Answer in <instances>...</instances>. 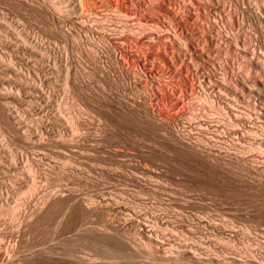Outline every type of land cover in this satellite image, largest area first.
<instances>
[{
    "label": "rangeland",
    "instance_id": "374dc122",
    "mask_svg": "<svg viewBox=\"0 0 264 264\" xmlns=\"http://www.w3.org/2000/svg\"><path fill=\"white\" fill-rule=\"evenodd\" d=\"M41 1L43 2V4H45V2H49V0H47V1L46 0H44V1L43 0H38V1H36V0H0V38L2 37V39H0V52L3 54L4 50L7 51L8 49H10L9 43L6 42L4 40V38H6V39L10 38V40L12 38L13 40H15V39L17 40L18 39V37H17L18 33H16V32H18L19 30L20 31L23 30V31L28 32L29 35H31V37L37 36V38L44 39V44L45 45L47 44L48 46L51 45V47L56 49L55 50L56 52H59L60 50L62 51L65 48L64 46L69 47L68 48L69 59H70L69 60V67H70L69 70L72 71L71 72L72 75L70 74V76H73L74 72L77 73V75L79 76L78 77L79 81L77 80V83L74 84L72 81H70V82H67V83H70L67 85V83H65L66 80L65 81L63 80V79H66V78H64L65 77L64 71H66V68L64 65H66V63H64V64L58 63V66L60 65L61 69L59 70L60 72L54 71L56 74L52 73L53 75L52 74L50 75V72L47 71V75H50V76H47L45 74L46 69H45V67H43V69H42L40 67L41 65L39 64V62H37L36 64L31 63V67L32 68L38 67L39 70L42 71L41 76H43V78L45 75H46L45 77L50 78V80L53 84V87L55 89L51 85L52 88L49 87V90H51V89L55 90L54 93L58 97L56 95L54 96V99H55L54 102H55V104L58 103L60 105V106L59 105L58 106L62 108V109L60 108L61 114H64L65 115L64 117L67 120H71L72 118H75L72 120L77 121L78 125L82 126V127L81 126L79 127L80 131H79V134H77L78 135L77 138H79V139H77L76 142L73 141L72 144L73 145L78 144V148H83V147L86 148L87 155L86 154H85L86 156L84 155L85 159H84V156L81 154H80V156H78L79 154H75L76 156L73 155L72 156L73 160L75 158L74 161L77 162L79 165L73 166V168L71 167V169L67 168V170H65V168L63 167L64 164H62V163H63V159H65L64 157H67V153L65 154V153L61 152V149L63 150L65 148H67L69 146L68 144H71V143H69V142H68V144L66 143L67 147H65L66 146L65 143H64V145H62L63 142H60L62 144H59V142L58 143L55 142V144H53L54 142H50L49 144H47V142H49L48 139L45 140L46 143L45 142H44V144L42 143L43 145L31 143L28 140L25 141V139H27V138H25L24 134L26 133L27 130L25 128V130H26L25 131L24 127H26L28 125V124L27 125H25V124L27 121L30 122L29 119L36 118V115H37L36 112L38 109L37 105H35V107L30 106L31 108L34 109V110L33 109L31 110V108H30V110H31L30 111V110H28L29 106L25 105L21 100L18 101L17 99H12V98H15L12 95H5V96L0 95L1 96V98H0V129H1V131H4L3 132L4 135L2 136L4 139L2 137H0V139L3 140V142L5 141L4 145L1 144V141H0V158H2L4 160L3 161L4 163L9 164L8 161L10 159L9 158L10 154L12 153V154H15V156H17L15 158L16 161H15V163H13V167H12L14 169V171H13L14 173H15V170L17 169L16 170L17 173L22 172L24 174L25 173L24 168H27L30 165V163H32L31 165L34 166L35 168H37V171H38V173L36 175V177L38 179V180L36 179L38 181V182H36V183H38V185L36 184L37 188H36V190L34 189L32 191V193L30 192V194H27V195H24L23 193L28 188V186L25 185V183L30 184V183H32L31 181H33L31 175H26L27 174L26 173L24 175V179L26 180V182L24 184H19V183H23L24 180H21L20 177H16V175L14 176V173H10V174L5 173L4 174V175L8 174V176L12 177V179H9V180H7V178L4 179L5 182H3V183L6 184V182H7L9 188H8V190L6 188L5 189L0 188V195L1 194L3 195L4 193H5L4 196L6 194H7V196L9 195L8 196L9 197V200H8L9 203H15L16 204L18 202L17 204L19 205V210L17 211L16 215H12L10 213L9 214H0L1 215L0 216V256H1L0 264H61V263L62 264H64V263L65 264H75V263L76 264H89L92 261L93 257L94 258L96 257V259H97V257L98 258L100 257V259H98V261L99 260L104 261L103 258L105 257L104 255L106 253L104 254L103 252L106 250H110L109 246L112 245V242L110 240L102 238L103 234L95 231L96 229L94 227L91 228L92 226L96 225V222L101 221L102 218H103V220L111 221L112 225H114L118 229L119 232L121 231L120 233H123V235L125 237L128 236L126 238L127 241H131V243H132V241H133V243L136 242L134 244V245H136V247L140 243V240H138V238L136 236H134V237L137 238V240L133 237V235H134L133 232L126 233L127 232L126 228H128V227H126L127 226L126 224H122V225L117 224L116 225V222L113 221V217L111 215H106L107 213H105L104 211H102L103 213L101 211L94 212V214L91 217L92 219L91 218L86 219V221L89 220V222L81 227L82 222H83V220H81L82 215H80L79 213H76L77 209L74 210L77 207V205H80V204H78V202L74 203V207H73V205H72V207L70 205L65 211L63 210L65 213L63 211H61L62 209L59 210V208H55L56 206L53 207L54 209H52L50 206L51 203L53 201L55 203L57 200L56 197L59 196V195L57 196V194L54 195L55 194L54 190L58 186L61 187L62 189L67 188V186L71 187V188H75L76 191L78 190L77 192H79V191L88 192L89 191L92 193H96V192L101 193L104 190H105V192H107L110 189L114 188L116 190V192L118 190V193L119 192H122V194L124 193L123 195L125 196L127 201L131 203V205H133L135 207H139V208L142 207L141 209L150 210L151 212H153V215L155 216V218L157 217L156 218V219H158L157 221L160 220L161 225L165 224V226L168 225L169 228H174L176 233H175V236H173V238L181 246H183V244L185 243V241L181 240V239L184 236L183 234L186 233L187 238L190 237L187 239L188 242H189V240H191L190 241L191 243H189V244L197 247L196 249H198L197 250L198 253L202 257L205 258L206 262H209L207 264H212V263L213 264H234L231 262L233 260H238L239 263L243 264L244 259L247 258V255H246L247 250H249L250 253L252 252L251 254H253V252H254L253 256L258 258V260H262V257L264 259V162L262 161L263 159L259 156V154L256 151H254V149L248 148V146H247L248 142H246L245 139L244 140H238L237 139L238 137H236V134L232 133L231 130L228 128L225 129V127L223 125L221 126L220 125L221 123H218L217 121L213 122V124H214L213 126H215L216 122H217V125L220 126V127H218L219 129L216 128L217 126H215L214 129L212 128L213 126H211V127L208 126V128H205L206 127L205 126V127H203L204 130H202V128H200L198 125H195L194 120H192L190 118V116H191L190 112H191V109L193 107H194V109L201 107L202 103H200V101L198 99H196L195 95H193V94L190 95L191 93L190 94L188 93L183 97L179 96L181 100L183 99L182 100L183 105H181L183 108L179 111V113L177 112L178 114L176 112H173L177 115L175 120L169 121V123H168V121L165 122V121L161 120V118H158L159 117L158 113H157L158 116L152 115V113H150L148 111V108H143L146 106L143 105L144 104L143 98H145V96L143 94L144 92H141L143 89L140 88V87H143L142 83H146V82L148 83V81L150 80L149 81L150 84L148 83V86L151 85V87H150L151 91L149 90L150 94L156 92L155 94L158 95V96L154 95V94H153L154 96L152 95L153 96V102H155L153 104H155L159 108V103L161 105L160 93L158 92V91H160V89L158 88L160 85V82L161 83L164 81L167 83L170 82V84L168 86L173 87L170 89L177 91V89L180 88L179 87L180 84L178 85L180 80L178 78L173 77L171 74H168L166 72L167 70L164 71V73L166 72L165 74L161 73V72L160 73L157 72V70L153 67L154 63L156 62V59L153 57L149 58V60L147 59L146 62L143 61V62H145V65L147 67L146 70L148 69L147 71L145 70V67L143 66L144 64L142 63V64H140L143 66L142 68H140L141 67L140 65H139V67H137L138 70L136 71V73L138 75L135 73V75H132L133 77L129 78L131 75H128L127 73H125V71H123V69L121 70L120 66H119L120 68L117 67L118 63L117 62L115 63L116 60L114 58L111 59L112 57L109 54L110 52H109L108 48L105 46H104V49H103V47H101L102 49H100L98 51L96 63L94 61V64H93L92 63L93 60L92 59L90 60V57L88 54L89 47L91 45H90L89 40L86 39L85 35L78 29V27H76V28L79 31L76 28L70 29L74 33L75 32L80 33V34L75 33L78 36V38H80L79 39L80 49H79V47L74 48L71 41H69L70 39L65 38V36L62 34V32H60V29L57 28L58 25L55 23L53 24L51 22L52 17L50 16L51 15L50 12H48L44 7L41 8V6H43ZM52 1H54V0H52ZM56 1H59V0H56ZM145 1L147 3L148 0H143V4ZM220 1L218 3H220ZM222 1H224V0H222ZM222 1H221V3H222ZM248 1L249 0H243V4L241 3L242 2L241 0L240 1L239 0H225L223 2V4L220 3L221 5H219V6L221 8V13L223 15L222 20H220L221 21L220 26H223V29L227 28V29H224V31L225 32L229 31V34L231 32L232 36H233V34H234V37H236L235 34L238 35L237 37H239V38L237 40L240 39L239 44H241L240 45L241 47L239 46L240 47L239 50L240 49L243 50L245 48V49H248L250 52L252 50V53H256V51H257V53L255 55H257L259 53L258 55L261 57L260 59L261 60L263 59L262 61L264 62V58H263L264 57L263 56V54H264V33H263L264 32V14H263L264 13L263 12L264 7L262 5H258V6L262 7V8L261 7L259 8V7H257V5L255 6V4L254 5L251 4V3H254V1H252L251 3H250V1L249 2ZM225 2H226V4H225ZM236 2H238V3L236 4ZM249 3L252 5L253 8H251V5H249ZM174 5H175V7H174ZM172 7H174V10H175L177 5L173 4ZM245 7H246V9H245ZM256 7H257V9H256ZM193 8H196V7L193 6ZM230 8H231V10H230ZM222 9L223 10L225 9V11H223ZM258 9H260V10H258ZM178 10L180 11L179 7H177L176 11H178ZM254 10L256 11V13ZM201 11H203V10H201ZM226 11H228V12H226ZM238 11H244V13L245 14L247 13L246 15H248V16H245L244 19L240 18L241 20L238 21V19L235 16L238 14ZM223 12H225V13H223ZM154 13L156 14V12H154ZM227 15H228V17H227ZM126 18H127V16H126ZM232 18L234 21L232 20ZM166 19L167 18H165L164 23L167 25L168 28L172 29L175 27L172 30L169 29L171 31L170 35L173 36V34H175L174 30H176L177 28L173 23H172L173 25H170L171 21L169 19L168 20H166ZM199 19L200 18H197V20H199ZM225 19H226V21H225ZM137 20H136V22H138V23H136V25L138 24L139 26L137 25L136 28L139 27V29H140V27H141V29H140L141 35L143 33H144L143 35H145V33L147 32L146 28L147 29L150 28V30H151V27L152 28L156 27L153 25L151 26L150 23L146 24L145 21L142 22L143 24L140 23L138 17H137ZM238 22H241V23L239 24ZM222 23H223V25H222ZM230 23H232V25ZM148 24H150V25H148ZM224 24H226V25H224ZM233 24H235V25H233ZM56 25H57V27H56ZM70 25L71 24H67V25L65 24V26H67V28H73V26L71 25L72 26L71 27ZM237 25H238V27H237ZM234 26H235V28H233ZM139 29H138V31L136 29L137 34H139L138 32H140ZM229 29L230 30L232 29V31H230ZM234 29H235V33H232L234 31ZM240 29H242V30H240ZM74 30H76V31H74ZM237 30H238V32H236ZM142 31H143V33H142ZM170 31H169V33H170ZM13 34H15V35L12 36ZM240 34H241V36H240ZM7 36H8V38H7ZM252 36H253V38H251ZM13 37H17V38L14 39ZM248 39H249V41H248ZM170 40H171V42H170ZM170 40H167V42H169V43L174 42V43H172V45L174 44V46H176V47H174V50L176 48H180V46L182 47L181 49H183V51L181 49H178L180 51H177V49H176L175 53L178 54L180 52L179 53V56H180L182 52H184V51L186 52V48H184V46H185L184 42L185 41H181L183 39L179 38L178 35H176V36L174 35V37H171ZM245 40H246V42H245ZM250 40H252V41H250ZM196 42H198V41H195V43ZM243 42L248 43V45L244 44ZM198 43H201V42H198ZM198 43H196V44L198 45ZM222 43H220V45L218 44V47H220L221 50L223 51L224 49H226V47L221 45ZM252 43H253V45H252ZM56 44H57V46H56ZM63 44H65V45H63ZM88 45H90V46H88ZM199 45H198L199 49H200V47L203 49L204 46H202V45L199 46ZM73 48L78 50V51L74 50ZM143 48H144L143 49L144 51L142 50V52H144V53H143V55L141 54L142 57H144L145 51H147L149 49V48L144 47V46H143ZM220 48H218L220 52L217 51V53L215 54V56H217V57L214 56L215 61H217V62L219 61L218 62L219 64L216 63V69L217 70L216 69L214 70V74H215V72L217 73V74H215L216 79L220 78L221 76L223 77V72L221 73V71H223V68L226 67L227 64L228 65L230 64L229 67H231V63L229 62L231 55L228 56V53L226 54V52L221 53ZM202 49H200V50H202ZM74 51L76 53H73ZM107 51H108V53H107ZM262 51H263V53H262ZM184 54H186V53H183L181 55V58L178 56L179 60H178V63L176 62V66L178 65L179 67L178 66L177 67L179 69L181 68L182 70L181 69L180 70L182 72L186 73V75L188 74L189 70H190V72L192 70H194L193 74L197 73L195 70L196 68H193L194 62L192 61V59H190L191 57L187 54L186 56H188V59H186L187 57ZM255 55L252 54L251 56H249V58L250 57L252 58ZM183 56H185V58ZM218 57L220 58L219 60H217ZM228 57H230V58H228ZM182 58L186 59L187 61L185 60V63L181 62V61H183V60H181ZM75 59H76V61H74ZM88 60H90V62ZM112 60H114V61H112ZM188 60L192 61L193 64L191 62H189ZM75 62H77V64ZM222 62L224 63L223 68H222L223 65H221ZM51 63H53V60H51L50 64ZM196 63H198V62H196ZM199 63H198L200 65L199 68H198V64L196 66H197V69L202 74L203 70H204L203 68L208 67V66H207V63L205 64L204 61L199 62ZM201 63H203L206 66L202 65ZM225 63H227V64H225ZM79 64H81V65H79ZM95 64L96 65L98 64L97 65L98 67L101 66L100 67L101 72L100 71L96 72L97 75L93 74V70H94L93 68L95 67V66L93 67V65H95ZM190 64H192V65L190 66ZM244 64H245V66H244ZM244 64L243 65L241 64L242 67H240L241 65L240 66L236 65L235 67H231V70H230L231 74H237L238 73L237 75H239V74L240 75L241 74H247L248 75L250 73V71L247 69L246 63H244ZM2 65H1L0 70H1V72L2 71L4 72V69L2 68L4 65L3 66ZM34 65H36V66H34ZM187 65L189 67H191L192 70L191 69L187 70V68H189V67L186 68ZM79 66H80V68L82 67L83 69L80 70ZM202 66H204V67L202 68ZM218 67H219V69H218ZM102 68L103 69L105 68V71ZM232 68H234V69L232 70ZM71 69H73V70H71ZM90 70L92 71V73ZM263 71H262L263 76L260 78H261V81L263 82V89H264V72ZM200 72H198L197 75L198 74L200 75ZM57 73H59V74H57ZM101 73L102 74L104 73L103 76H100ZM152 74L154 77L152 76ZM161 74H163V75H161ZM190 75L192 77L191 73H190ZM197 75L194 76V80L196 78H198ZM217 75H219V76H217ZM145 76H147V77H145ZM150 76L153 79L150 78ZM61 77H63V78H61ZM148 78H150V79L148 80ZM169 78H170V80H169ZM70 80H72V78ZM135 80L137 81L138 85L140 84V87L137 86V84H133V83H135ZM198 80L199 79L195 80L196 85L199 84ZM157 81H159V83ZM45 84H46V87L49 86V85L47 86V83H45ZM152 84L154 87H152ZM62 85L66 86V87L63 88ZM68 86H69V88H68ZM77 87H78V89H77ZM137 87L139 90L137 89ZM156 87L159 90L156 89ZM152 88H153V90H152ZM79 92L82 95H83V93H85L84 94L85 97L88 94H89V96H87L86 99L83 96L80 97V99L78 97H76V98L73 97V95L75 96ZM89 97H91V98H89ZM177 97H178V95H177ZM186 97H188V98H186ZM154 98H156V99L154 100ZM255 101H256L255 99L252 100L250 107L253 106V108H251L249 111L251 113L250 117H252V115H253V119L249 118L248 120L249 121L252 120L250 122L252 124L254 122L264 124V109H262V107H261L262 105L261 106L259 105L260 102H258V103L256 102L257 104L253 103ZM20 102H22V103H20ZM76 102L78 105L76 104ZM7 103L10 105H8ZM3 104H4V106H3ZM129 104H130V106H129ZM44 105H45V103H44ZM67 105L69 106L70 110H69ZM156 106H155V108H157ZM202 106H205L206 108H208L206 105H202ZM254 106L258 110H256L254 108ZM64 109L67 111H65ZM254 109H255V112H254ZM25 110L28 114L25 112ZM45 110H46V108H45ZM167 110H168V108H167ZM251 110H253V111H251ZM23 111H24V113H23ZM70 111L73 113H71ZM32 112H34L33 113L34 115L32 114ZM208 112H210V114H211L213 111L209 110ZM10 114H12V115H10ZM210 114L207 113V115H210ZM212 114L210 115V117L213 116ZM30 115H31V118H30ZM32 115L35 117H33ZM75 116H77V117H75ZM134 117L136 118V120H134L135 119ZM205 117L208 118L207 116H205ZM258 117H260V120H258L259 119ZM211 118L212 119L215 118V114H214V117H211ZM255 119H257V120H255ZM72 120L70 122H72ZM137 120H139V121L137 122ZM189 121H190V123L188 124ZM67 125L68 126H65V129L67 132H69L72 127H70L71 124H67ZM187 125H189V126H187ZM67 127H69V128H67ZM72 129H71V132L73 131ZM215 129H217L220 132L216 131ZM222 129H224V130L222 131ZM211 131H213V132H211ZM186 132L188 133V135ZM229 133H231V135ZM181 134H182V136H181ZM208 134H210V135H208ZM80 135H81V137H80ZM185 136L188 137L189 139H191L193 136V138H192L193 140L195 137L196 138L198 137L200 139L202 138L203 144L205 145V147L202 146V148L199 149V148L193 147L192 145H187L188 143H185L182 141V139H186ZM179 138H181V139H179ZM204 139H206L209 142L207 143V141H205ZM247 140L249 141V139H247ZM238 141H241V143ZM92 142H94V143H92ZM217 142H219V143L217 144ZM240 144H243L245 147H242L243 145H240ZM73 145H70V146L72 147ZM5 146H7V147H5ZM79 146H81V147H79ZM87 146H89V147L87 148ZM109 147H112V148H109ZM94 148H96L97 150L101 149L99 151H101L103 156L101 157L100 156L101 153L97 152ZM206 148H207V151L210 149L212 153L209 150L208 154H207V152L205 151ZM91 149H93L94 151L93 150H92V152L87 151V150H91ZM102 151L103 152L108 151V153H106V152L103 153ZM93 152H95V153H93ZM110 152L113 155L109 156ZM119 152H120V154H119ZM209 152L211 154H209ZM98 153L100 155H98ZM115 153H117L118 155ZM120 155L122 157H119ZM256 155H257V157H256ZM25 156H27L28 159ZM205 156H207V157H205ZM233 156H236V157H233ZM242 156H243V158H242ZM76 157L78 158V160ZM79 157H80V159H79ZM87 157H88V159L89 158L90 159L88 160ZM93 157H95V158H93ZM116 157H117V159H116ZM56 159H58V160H56ZM100 159H101V161H100ZM234 159H236V160H234ZM60 160H61V162H60ZM83 160H85V161H83ZM86 160H88V161H86ZM79 161L80 162L82 161L81 164H83L85 167L83 165L80 167L81 164ZM96 161L99 162V164ZM91 162H92V164H91ZM94 162H95V164H94ZM106 162H107V164H106ZM111 162H113V163L110 164ZM221 162H222V164H221ZM4 163H1V165L3 166V168L7 169L8 167ZM27 163H28V165H27ZM100 163H102L105 166H103L102 164L100 165ZM96 164H98V165H96ZM116 165H117V168H115ZM21 167H22V169H21ZM75 167H79V168H75ZM82 168L84 171L82 170ZM130 168H131V170H130ZM115 169H116V171H115ZM90 172H93V173H90ZM130 172H131V174H130ZM0 173L2 174L3 172L0 171ZM38 177L39 178L41 177V178L39 179ZM68 177H69V179H68ZM158 178H159V180H158ZM151 179H152V181H151ZM27 181H29V182L27 183ZM155 181H156V184H155ZM3 183L0 182V187H2L1 185ZM21 187H22V189H21ZM2 190H3V192H1ZM9 190L10 191L12 190L13 192L12 191L10 192ZM50 194L52 195V197ZM11 195H14L15 199L11 198L12 197ZM49 196H50V198H49ZM54 197H55V199H54ZM16 199H17V201H16ZM46 200L48 201V203L46 202ZM83 200L84 199H81L82 202L79 201L82 203V205H81L82 207L84 206V207L90 208L93 206V204L90 203V201L88 202V200H85V201H83ZM54 203H52V206L55 205ZM85 203H86V205H85ZM88 203H89V205H88ZM20 204H21V206H20ZM40 209H42V210H40ZM72 210H73V212H72ZM87 210H89V209H87ZM57 212H58V214H57ZM38 213H39V215H38ZM75 213L77 215L79 214L80 217L77 216ZM70 215L72 216V218ZM35 216L39 217V220H38V218L36 219ZM167 219H169V220H167ZM34 221H36V222H34ZM90 221H92V222L90 223ZM166 221H167V223H165ZM94 222H95V224H93ZM28 223H30V224L32 223V224L30 225ZM27 224H28V226H27ZM35 224H37V225H35ZM74 226H76V227H74ZM93 231L95 234L93 233ZM98 234H99V236H98ZM176 234H178V235H176ZM188 235H190V236H188ZM98 237H100V238H98ZM200 237H201V239H200ZM96 238H98L99 240H97ZM100 239H101V241H100ZM93 240H95V241H93ZM97 241H100V242H97ZM107 241H109V242L107 243ZM194 241L195 242L198 241L200 244L198 242L196 244H194ZM97 243H101V244L97 245ZM185 244H187V242ZM89 245H91V246H89ZM139 245L141 246V244H139ZM139 245H138V247H140ZM46 246H47V248H46ZM248 246L250 247V249H248L249 248ZM3 247L6 249H4ZM252 247H253V249H252ZM44 249H46V250H44ZM57 251H58V253H57ZM111 251L112 250H110V253L108 254V256L111 257L110 259H108L110 262L113 261V262L120 263V262L124 261L125 256L123 257V255L120 254L119 252L113 253V251L112 252ZM133 251H135V250H133ZM142 252L143 251H141L140 253H138V252L137 253L140 255ZM144 252H146V251H144ZM64 254H65V256H64ZM142 254L140 255L141 259L138 258L142 262H143V260L145 262V261H148L150 259V258H148L149 254H147V255H145V253L143 255ZM144 255L148 256V257L145 258ZM86 256L89 258H87ZM101 257H103V258H101ZM113 258H115V259H113ZM68 259H69V261H67ZM176 259L177 258L174 259L175 262L171 261L172 263L171 262L168 263V261H166L165 264H180V263H176V261L179 262L178 261L179 258L177 260ZM83 261H85V263ZM180 261H181V264H185V262L183 263L182 258L180 259ZM104 262H103V264H104ZM157 262H156V264H160V261L158 263ZM164 262L163 263L161 262V264H164ZM146 263L147 264H155V262L154 263L146 262Z\"/></svg>",
    "mask_w": 264,
    "mask_h": 264
},
{
    "label": "bare ground",
    "instance_id": "6f19581e",
    "mask_svg": "<svg viewBox=\"0 0 264 264\" xmlns=\"http://www.w3.org/2000/svg\"><path fill=\"white\" fill-rule=\"evenodd\" d=\"M36 1H38V0H36ZM219 1L220 0H148L147 3L145 1L144 4H143V0H59V1H56V0H54V1L51 0L50 1L49 0V2H45V4H43V2L41 1L42 2V5H43V6H41V8L44 7L48 12H50V14H51L50 16L52 17V18L51 17L50 18L53 20V21L51 20V22L53 24L55 23V24L58 25V27H57V25H56V27L60 29V32H62V34L65 36V38L70 39L69 41H71V43L73 44L74 48L79 47V45H80L79 44V39L80 38H78V36L75 34V33L78 34L79 32H75L74 33L70 29H74V28L78 27V29L85 35L86 39H88L89 42H90V45L91 46L88 45V46H90L89 47L88 54H89L90 60L91 59L93 60V62L91 61L93 64H94V61L96 63V58L98 56V51L100 49H102L101 47H103V49H104V46H105V47L108 48V50L110 52L109 54L112 57L111 59L114 58L116 60L115 63L116 62L118 63L117 64L118 65L117 67L120 66L121 67V70L123 69V71H125V73H127L128 75H131L130 77L128 76L129 78L133 77L132 75H135L136 71L138 70L137 67H139V65L142 64V63L144 64L143 66L145 67V70H146L147 67L145 65V62L147 61V59L149 60V58H152V57L156 59V62L155 63L153 62L154 63L153 67L157 70V72L164 73V71L167 70L166 72L168 74H171L173 77L178 78L180 80L179 83H178V85L180 84L179 85L180 88H178L177 91L170 89V88H173L171 86L170 87L168 86L170 84V82L169 83H167L165 81L162 82V83L160 82L159 87L157 86L160 89V91H158V92L160 93V99H161L160 100L161 101V105L159 103V108L155 104H153V103H155V102H153V96L154 95H157V94H155L156 92L150 94V91H151V88L150 87H151V85L148 86V83L150 81L149 79L152 78V77L150 76V78H148V80H149L148 83L146 82L147 81L146 80L147 78L145 79L146 80L145 81L146 83H142V86L143 87H140V84L138 85L137 84V81L135 80V83H133V84H137V86H139L140 88L143 89L141 92H144L143 94H144L145 98H143L144 99V104L143 105H145L146 107H143V108H148V111L150 113H152V115H155V116L157 115L158 116V114H159V117L158 118H161V120H163L165 122L168 121V123H169V121L175 120L176 117H177V115L175 113H173V112H176V113L178 112L179 113V111L183 108L181 106V105H183L182 104V100L183 99L181 100L179 96L183 97L186 94H188V93L190 94L191 93L190 95H192V94L195 95L196 96V99H198L200 101V103H202V105H206L208 107V108H206L205 106H202L201 105V107H199V108H195L194 109V107H193L191 109V112H190L191 116H190V118L192 120H194L195 125H198L200 128H202V130H204L203 127H205V126H206L205 128H208V126H210V127L213 126L214 125L213 124L214 121H217L218 123H221L220 125L221 126L223 125L225 127V129L228 128V129L231 130L232 133L236 134V137H238L237 138L238 140H244L245 139V141L248 142V144H247L248 148L254 149V151H256L259 154V156L263 159L262 161L264 162V124L255 123V122L252 124V123H250L252 120H250V121L248 120L249 118H252L253 119V115H252V117H250L251 116V113L249 112L250 109L253 108V106L250 107L253 99L256 100L253 103L260 102L259 105L260 106L262 105L261 107H262V109H264V89H263V82L261 81V78H260V77L263 76L262 75V71L264 70V62L262 61L263 59L262 60L260 59L261 57L258 55L259 53L257 55H255L257 53V51H256V53H252V50L250 52L248 49H245V48L243 50H241V49L239 50V48L241 47L240 46L241 44H239V40L240 39L237 40L239 38V37H237L238 35L235 34L236 37H234V34L232 36L231 35V32L229 34V31L228 30H227L228 32H225L224 31V29H227V28H224L223 29V26H220V23H221L220 20H222V16L223 15L221 13V8H220L219 5L223 4V2L225 0L224 1L221 0L222 1V3L220 1L221 4L218 3ZM241 1H242L241 3L243 4V0H241ZM249 1H250V3L252 1H254V3H251V4L252 5L255 4V6L257 5V7H259V8L261 6H258V5H262L264 7V0H249ZM237 3L238 2H236V4ZM250 3H249V5H251ZM171 4L172 5L173 4H176L177 7L180 8V11L179 10L176 11L177 10V7L174 10L175 5H174V7H172ZM225 4H226V2H225ZM252 5H251V8H253ZM193 6L196 7V8H193ZM257 7H256V9H257ZM245 9H246V7H245ZM201 10H203V11H201ZM230 10H231V8H230ZM258 10H260V9H258ZM223 11H225V9ZM154 12H156V14ZM226 12H228V11H226ZM263 12H264V10H263ZM223 13H225V12H223ZM255 13H256V11H255ZM246 14L244 13V11H238V14L235 15V16H236V18L239 21L241 19H244L245 16H248ZM126 16H127L128 19L126 18ZM137 17L139 18L140 23H142V22L145 21L146 24L147 23H150L151 26L153 25V26H156V27L155 28L154 27L153 28L151 27V30H150V28L149 29L146 28V31L147 32L145 33V35H143L144 34L143 31H142L143 34L141 35L140 34L141 33V31H140L141 27H140V29H139V27L136 28V26L138 25V24L136 25V23H138V22H136ZM227 17H228V15H227ZM165 18H167L166 20L169 19L171 21V23L169 22L170 25H173L174 24L176 26V28H177L176 30H174V33L175 34L172 33L173 36L170 35L171 34V31L170 30L174 29L175 27L173 26L174 28H172V29L168 28L167 25L164 23L165 22ZM197 18H200V19L197 20ZM232 20H233V18H232ZM225 21H226V19H225ZM238 23L240 24L241 22H238ZM65 24L66 25L67 24H71L73 26V28H67V26H65ZM150 24H148V25H150ZM230 24L232 25V23H230ZM222 25H223V23H222ZM224 25H226V24H224ZM233 25H235V24H233ZM237 27H238V25H237ZM233 28H235V26ZM136 29H137V31L139 29V31H140V32H138L139 34H137ZM240 30H242V29H240ZM74 31H76V30H74ZM169 31H170V33H169ZM230 31H232V29ZM236 32H238V30ZM16 33H18V35H17L18 39L17 40L15 39L17 37H13L15 40H13L12 38L10 40V38H8V36H7L8 39L4 38V40L9 43V46H10L9 48L10 49H8L7 51L4 50V53L3 54L0 52V68H1V65L2 64L4 65V66L2 65L3 66L2 68L4 69V72L3 71L1 72V70H0V95H3V96H5V95H12L13 97H15V98H12V99H17L18 101L21 100L25 105L29 106V109L25 106L28 110H30V108H31L30 106H34L35 107V105H37V108L38 109H37V112H36L37 113L36 118H31V115H30V118H31V119H29L30 122H28L26 120L27 122H26L25 125H27V124L28 125L26 127L23 126L24 127V130H25V128L27 130V131L25 130L26 133L24 134L25 135V138H27V139H25V141L28 140L31 143H35V144H42L43 143L44 144L45 140L48 139L49 142H47V144H49L50 142H54L53 144H55V142H57V143L59 142V144H62L60 142H63L62 145H64V143H65V145H66L65 147H67L68 142L71 143V144H68L69 145L68 146L69 148L67 147V148H65L63 150L61 149V152L65 153V154L67 153V157H64L65 159H63V163H62V164H64V166L63 165L62 166L65 168V170H67V168H70L71 169V167L73 168V166L79 165L77 162L74 161L75 158L73 160V158H72L73 155H75V154H79L78 156H80V154L83 155V156L85 154L87 155L86 148H84V147L83 148H78V144L77 145H73L72 144L73 141L76 142L77 139H79V138H77V136H78L77 134H79V131H80L79 130V127L81 125L79 126L78 123H77V121L72 120V119H75V118H72L71 117L72 118L71 119L72 122H70L71 120H67L64 117L65 115L64 114H61V111H60V108L61 107H59L60 105L58 103L55 104V102H54V100H55L54 99V96L56 95L54 93V91H55L54 89L55 88L53 87V84H52L50 78L45 77L47 75V71L50 72V75H51L52 73H55L54 71H59L61 69L60 68V65L58 66V63L59 64L66 63V65H64L65 68H66V71H64L65 72V77L64 78H66V79H63V80L64 81L66 80L65 83L70 82V81H72L74 84L77 83V80L79 79L78 78L79 76L77 75V73L74 72L73 76H70V74H71L72 71L69 70L70 69V67H69V60L70 59H69V52H68V48L69 47L64 46L65 48L62 51L60 50L59 52H56L55 51L56 49H54L53 47H51V45L48 46L47 44L46 45L44 44V39L37 38V36H34V37L32 36L31 37V35H29L28 32L23 31V30L22 31L19 30ZM232 33H235V29H234V31ZM14 35L15 34H13L12 36H14ZM174 35L175 36L178 35L179 38L183 39L181 41H185L184 42L185 44L184 43L183 44L185 45L184 48H186V52L185 51L182 52L181 55L183 53H186V54H184L185 56L188 54L191 57L190 59H192V61L194 62V65H195V66L193 65V68H196L195 70H196L197 73L200 72V71L197 69V66L196 65L199 62H203V61L205 62V64L207 63V66L208 67H205V68H203V67L206 66V65H204L203 63H201L202 65H204V66H202V68L204 69V70L202 69L203 70V73L202 74H201V72H200V75L199 74L197 75V73H195V72H194L195 74H193V71L194 70H192L191 67H189L187 65L186 68L189 67V68H187V70L188 69H191L192 70L191 72L189 70V72L192 74V77H191V75H190L189 72L186 75V73H184V72L181 71L182 70L181 68H180L181 70L178 68L179 67L178 65H177L178 67L176 66V62L178 63L179 57L181 58V55L179 56V53L180 52L178 54L175 53V50L177 49V51H180L178 49H181L182 47L180 46V48H176L174 50V47H176V46H174V44L172 45V43H174V42H172V43L167 42V40H170L171 37H174ZM240 36H241V34H240ZM251 38H253V36ZM0 39H2V37ZM252 40H250V41H252ZM195 41H198V42H201L202 43L201 44V43L196 42V43H198V45L200 44V45L204 46L203 49L200 47V49H202V50L199 49V47L195 43ZM248 41H249V39H248ZM170 42H171V40H170ZM245 42H246V40H245ZM220 43H222L221 45H223V46L226 47V49H224L223 51L221 50L220 47H218V44L220 45ZM65 44H63V45H65ZM244 44H247L248 45V43H244ZM252 45H253V43H252ZM56 46H57V44H56ZM143 46L149 48L147 51H145L144 57H142V55L144 53V52H142V50L144 49ZM218 48H220L221 53L226 52V54L228 53V56L231 55L230 56L231 58L228 57V58H230L229 59V62L231 63V67H235L236 65L240 66L241 64L243 65L244 63H246V67L250 71V73L247 71L249 73L248 75L247 74H241V75L239 74V75H237L238 73L237 74H231V72H230L231 67H229L230 64L228 65L227 64L228 62H227V63H225V64H227L226 67H224V63L222 62L223 64L221 63V65H223L222 68L223 67L224 68H223V71H221V70L220 71H221V73L223 72V77L221 76L220 78H217L216 79L215 78V74H217V73L215 72V74H214V70L216 69V63H218L219 61L218 62L215 61L214 56L217 53V51L220 52ZM79 49H80V47H79ZM74 50H76V49H74ZM181 50L183 51V49H181ZM76 51H78V50H76ZM73 53H76V52L74 51ZM107 53H108V51H107ZM251 53L254 54L255 56L252 57V58L251 57L249 58V56L252 55ZM262 53H263V51H262ZM185 56H183V57L185 58ZM263 56H264V54H263ZM186 57H187L186 59H188V56H186ZM215 57H217V56H215ZM186 59H183L182 58L181 60H183V61H181V62H184L185 63V60ZM219 59L220 58L218 57L217 60H219ZM51 60H53V63L50 64ZM90 60H88V61L90 62ZM74 61H76V59ZM112 61H114V60H112ZM143 61H145V62H143ZM192 61H189V62L192 63ZM37 62H39V64L41 65V66L40 65L39 66L42 69H43V67H45V69H46V73H45L46 75L44 76V78H43V76H41V72L42 71H40L38 67L37 68L36 67H34V68L31 67V63L36 64ZM196 62H198V63H196ZM75 63L77 64V62H75ZM192 64H190V66ZM199 64H198V68L200 66ZM79 65H81V64H79ZM97 65L96 64L93 65V67L95 66L93 68L94 69L93 70V74L94 75L96 74V72H99V71L101 72V68H100L101 66L98 67ZM242 65L240 67H242ZM34 66H36V65H34ZM140 66H141L140 68L143 67L142 65H140ZM244 66H245V64H244ZM79 68H80V66H79ZM73 69H71V70H73ZM81 69H83V68L81 67L80 70ZM218 69H219V67H218ZM233 69L234 68H232V70ZM103 70L105 71V68ZM91 73H92V71H91ZM57 74H59V73H57ZM103 74L101 73L100 76H103ZM50 75H47V76H50ZM161 75H163V74H161ZM195 75L198 76V78H196L197 76L195 78L196 79H199L198 80V83L199 84L197 83L199 86L196 85V81H195L196 79L194 80V76ZM152 76H153V74H152ZM217 76H219V75H217ZM145 77H147V76H145ZM61 78H63V77H61ZM71 78H72V80H70ZM169 80H170V78H169ZM157 82L159 83V81H157ZM45 83H47V86L48 85L49 86L46 87V84ZM68 84H70V83H67V85ZM51 85H52V87L54 89L49 90V87H51ZM64 87H66V86H63V88ZM152 87H154L153 84H152ZM157 87H156V89H158ZM68 88H69V86H68ZM77 89H78V87H77ZM137 89H138V87H137ZM152 90H153V88H152ZM84 94L85 93H83V95H82L79 92L75 96L73 95V97H75V98L78 97L80 99V97H82V96L85 97ZM177 95H178V97H177ZM87 96H89V94L86 95V97ZM86 97H85V99H86ZM0 98H1V96H0ZM89 98H91V97H89ZM186 98H188V97H186ZM155 99L156 98H154V100ZM22 102H20V103H22ZM44 103H45V105H44ZM76 104H77V102H76ZM8 105H10V104H8ZM154 105L158 109L155 108ZM3 106H4V104H3ZM129 106H130V104H129ZM45 108H46V110H45ZM68 108H69V106H68ZM167 108H168V110H167ZM254 108H255V106H254ZM32 109L33 108H31V110ZM208 109L214 112V113L212 112L213 114L211 113L213 115L211 117H214V114H215V118L212 119L210 117L211 114H210V112H208L209 111ZM255 109H254V112H255ZM69 110H70V108H69ZM256 110H258V109H256ZM65 111H67V110H65ZM251 111H253V110H251ZM25 112H26V110H25ZM23 113H24V111H23ZM33 113L34 112H32V114ZM71 113H73V112H71ZM207 113H209L210 115H207ZM10 115H12V114H10ZM205 116H207L208 118H206ZM33 117H35V116H33ZM75 117H77V116H75ZM258 118H259L258 120H260V117H258ZM134 120H136V118ZM255 120H257V119H255ZM138 121L139 120H137V122ZM217 122H216V125H215V126H217L216 128L220 127V126L217 125ZM189 123H190V121L188 122V124ZM67 124H71L70 127L73 128V129L71 128L73 130L72 132H71V129H70L69 132L66 131L65 126H68ZM187 126H189V125H187ZM215 126H213L212 128L214 129ZM67 128H69V127H67ZM215 130L218 131L217 129H215ZM223 130L224 129H222V131ZM3 132L4 131H1V129H0V137H2L4 135ZM211 132H213V131H211ZM218 132H220V131H218ZM229 134L231 135V133H229ZM187 135H188V133H187ZM208 135H210V134H208ZM181 136H182V134H181ZM80 137H81V135H80ZM187 138L188 137H186V139H182L183 142L188 143L187 145H192L193 147H196V148H199V149H201L202 146L205 147V145L203 144V139L202 138H201L202 140L200 138H198V137L197 138L195 137L194 140H193L192 139L193 136H192L191 139H189V138L187 139ZM246 138L249 139V141ZM179 139H181V138H179ZM204 140L207 141L206 139H204ZM0 141H1V144H3V145L5 144V141L3 142V140H1V139H0ZM208 142L209 141H207V143ZM238 142L241 143V141H238ZM92 143H94V142H92ZM218 143L219 142H217V144ZM70 145H73L74 147L73 146L71 147ZM240 145H243V144H240ZM5 147H7V146H5ZM79 147H81V146H79ZM88 147L89 146H87V148ZM242 147H245V146L243 145ZM109 148H112V147H109ZM94 149L97 152H100L101 153V151H99L101 149H99V150H97L96 148H94ZM92 150L93 149L87 150V151H89V152L91 151L92 152ZM205 151L208 154L207 148H206ZM105 152H103V153H105ZM210 152H211V150H210ZM210 152H209V154L212 153V152L211 153ZM93 153H95V152H93ZM106 153H108V151ZM117 153H115V154H117ZM109 154H110L109 156L113 155V154H111V152ZM119 154H120V152H119ZM98 155H100V154L98 153ZM85 156H84V159H85ZM100 156L101 157L103 156L102 153H101ZM16 157L17 156H15V154H12L11 153L10 154V157H9L10 159L8 161L9 164L4 163L3 162L4 160L2 158H0V171L3 172L2 174L0 173V182L1 183L5 182L4 179H6V178H7V180L12 179V177L8 176V174L14 173L13 172L14 169L12 167H13V163H15V161H16V159H15ZM25 157L27 158V156H25ZM119 157H122V156L120 155ZM205 157H207V156H205ZM233 157H236V156H233ZM256 157H257V155H256ZM93 158H95V157H93ZM242 158H243V156H242ZM79 159H80V157H79ZM87 159H88V157H87ZM116 159H117V157H116ZM56 160H58V159H56ZM77 160H78V158H77ZM88 160H86V161H88ZM234 160H236V159H234ZM83 161H85V160H83ZM100 161H101V159H100ZM60 162H61V160H60ZM81 162H80V164H81ZM92 162H91V164H92ZM1 163H4L8 168L7 169L6 168H3V166L1 165ZM28 163H27V165H28ZM97 163L99 164V162H97ZM112 163L113 162H111L110 164H112ZM31 164L32 163H30V165L27 168H24L25 169V173L24 174L22 172L21 173H17L16 172L17 169L15 170V173H14V176L16 175V177H20L21 180H24L23 183H19V184H24L26 182V180L24 179V175L26 173H27L26 175H31L32 176V179H33V181H31L32 183H30V184H26L25 183V185H27L28 188L24 191V193H23L24 195L30 194V192L32 193V191L34 189L36 190L37 185H38V183H36V182H38L37 181L38 179L36 177L38 171H37V168H35ZM94 164H95V162H94ZM98 164H96V165H98ZM101 164L102 163H100V165ZM106 164H107V162H106ZM221 164H222V162H221ZM82 165L83 164H81L80 167ZM103 166H105V165H103ZM75 168H79V167H75ZM83 168H82V170H83ZM115 168H117V165H116ZM21 169H22V167H21ZM130 170H131V168H130ZM115 171H116V169H115ZM5 173H8V174L7 175H4ZM90 173H93V172H90ZM130 174H131V172H130ZM68 179H69V177H68ZM158 180H159V178H158ZM151 181H152V179H151ZM28 182L29 181H27V183ZM155 184H156V181H155ZM1 186L2 187H0V188H2V189H5L6 188L8 190V188H9L7 182H6V184L3 183ZM57 188L54 190L55 191V194L54 195L57 194V196L58 195L59 196L58 197L55 196L57 198V200H56L55 203H54V201L52 202L55 205L53 204L54 206H52V203H51V205L49 204L52 209H54L53 207L56 206L55 208H59V210L62 209L61 211H63V210L65 211L70 205H71V207H72V205L74 207V203L78 202V204H80V205H77V207L74 210L77 209L76 210L77 211L76 213H79L80 215H82L81 216L82 217L81 220H83V222H82L81 227L89 222V220L86 221V219H88V218L90 219L92 217V215L94 214V212H97V211H101L102 212V211H104L105 213H107L106 215H111L113 217V221L116 222V225L117 224H121V225L122 224H126L127 225L126 227H128V228H126L127 229L126 230L127 231L126 233L133 232V234H134L133 237L136 236L138 238V240H140V243L139 244H141V246L137 243L140 247H138V245L136 247V245H134L136 242L133 243V241H132V243H131V241H127L126 238L128 236L125 237L123 235V233H120L121 231L119 232L118 229L114 225H112L111 221H109V220H103V218H102L101 221L96 222V225L92 226L91 228L94 227L96 229V230L94 229L95 231L103 234L102 235V238H105V239L110 240L112 242V245L109 246L110 247L109 249L112 250L113 253H115V252L118 253L119 252L120 254L123 255V257L124 256L125 257H124V261H122L120 263L113 262V261H111L112 262L111 263L108 260V259L111 258L110 256H108V254L110 253V250H106V251L103 252L104 254L106 253L105 255L103 254L105 257L104 258L101 257V258H103V260L106 263L104 261H101V260L98 261V259H100V257L99 258L97 257V259H96V257L95 258L93 257L94 260L92 259V261L90 262L91 264H100L101 262H102L101 264H103V262H104V264H114V263L115 264H147L146 262H150V263H154L155 262V264H156L157 261L158 262L160 261V264H161V262L163 263L165 261L164 262V264H165L166 261H168V263H169L171 261H174L175 258H177V259L179 258V260H178L179 262L176 261V263H180V264H181V261H180L181 258L183 259V263L185 262V264H187V263L188 264H207V263H209V262H206L205 261V258L202 257L198 253V251H197L198 249H196L197 247L192 246V245L189 244V243H191L190 242L191 240H189V242H188L187 239L190 238V237L187 238V234L186 233H185L186 235L185 234H183L184 236L182 235L183 238L181 236L180 237L182 238L181 240H184L185 243L187 242V244L184 243L183 246H181L173 238V236H175V233H176L175 230H174V228H169L168 225L165 226V224L164 225H161L160 220L157 221L158 220V219H156L157 217L155 218V216L153 215V212H151L150 210L141 209L142 207L139 208V207H135V206L131 205V203L128 202L127 199L125 198V196L123 195L124 193L123 194H122V192H119L118 193V190L116 192V190L113 187H112L113 189H110L109 191H107L108 190L107 189L106 190L107 192H105V190H104L101 193H99V192L92 193V192H89V191L88 192H86V191L85 192L84 191L83 192L82 191H79L80 192L79 193V192H77L78 190L76 191L75 188H71V187H68V186L65 189H62L59 186ZM21 189H22V187H21ZM1 192H3V190ZM4 194L3 195L2 194L0 195V214H9L10 213L12 215H16L17 214V211L19 210V205L17 204L18 202L16 204L15 203H9L8 202V200H9V197L8 196L9 195L7 196V194H6L4 196ZM11 196H12L11 198L15 199L14 195H11ZM51 197H52V195H51ZM55 197H54V199H55ZM49 198H50V196H49ZM17 199H16V201H17ZM81 199H84L83 201H85V200H88V202L90 201V203H92L93 206L90 207V208L89 207L87 208V207H84V206L82 207L81 206L82 205ZM47 200H46V202L48 203ZM79 201H81V202H79ZM85 205H86V203H85ZM88 205H89V203H88ZM20 206H21V204H20ZM86 208L89 209V210H87ZM40 210H42V209H40ZM72 212H73V210H72ZM57 214H58V212H57ZM79 214L78 215L76 214V215L80 217ZM38 215H39V213H38ZM37 218L39 220V217H36V219ZM71 218H72V216H71ZM167 220H169V219H167ZM34 222H36V221H34ZM91 222L92 221H90V223ZM165 223H167V221ZM28 224H30V223H28ZM28 224H27V226H28ZM93 224H95V222ZM35 225H37V224H35ZM74 227H76V226H74ZM93 233H94V231H93ZM176 235H178V234H176ZM98 236H99V234H98ZM188 236H190V235H188ZM98 238H100V237H98ZM98 238H96V239L99 240ZM137 238H135V239L137 240ZM200 239H201V237H200ZM93 241H95V240H93ZM100 241H101V239H100ZM100 241H97V242H100ZM108 242L109 241H107V243ZM197 242L198 241H196V242L194 241V244H196ZM98 244L100 245L101 243H97V245ZM47 246H46V248H47ZM89 246H91V245H89ZM4 249H6V248H4ZM248 249H250V247ZM252 249H253V247H252ZM44 250H46V249H44ZM133 250H135V251H133ZM139 251L140 252L143 251L142 253L143 254L145 253V255L149 254V257L148 256H145V255L144 256H145V258L148 257L150 259L148 261H145V262H144V260H143V262L141 260H139V259H141L140 258V255L142 254L141 253L139 255L138 254V253H140ZM144 251H146V252H144ZM57 253H58V251H57ZM251 253L249 252V250H247V254H246L247 255V258L244 259V261H243L244 263L243 264H264V259H263L262 256H261L262 257V260H258V258H256L255 256H253L254 252H253V254H251ZM64 256H65V254H64ZM87 258H89V257H87ZM0 259H1V256H0ZM113 259H115V258H113ZM67 261H69V259ZM83 262L85 263V261H83ZM231 262L234 263V264H241V263H239L238 260H233Z\"/></svg>",
    "mask_w": 264,
    "mask_h": 264
}]
</instances>
